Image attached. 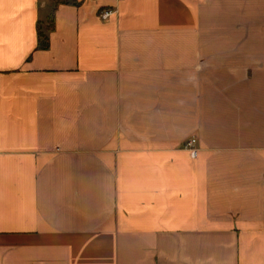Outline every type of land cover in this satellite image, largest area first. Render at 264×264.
<instances>
[{"label": "crops", "instance_id": "obj_1", "mask_svg": "<svg viewBox=\"0 0 264 264\" xmlns=\"http://www.w3.org/2000/svg\"><path fill=\"white\" fill-rule=\"evenodd\" d=\"M0 264H264V0H0Z\"/></svg>", "mask_w": 264, "mask_h": 264}, {"label": "built area", "instance_id": "obj_2", "mask_svg": "<svg viewBox=\"0 0 264 264\" xmlns=\"http://www.w3.org/2000/svg\"><path fill=\"white\" fill-rule=\"evenodd\" d=\"M114 14L113 10H106L100 14V18L102 21H108ZM185 149L190 152L192 158H196L198 154L197 139H190L185 145Z\"/></svg>", "mask_w": 264, "mask_h": 264}, {"label": "trees", "instance_id": "obj_3", "mask_svg": "<svg viewBox=\"0 0 264 264\" xmlns=\"http://www.w3.org/2000/svg\"><path fill=\"white\" fill-rule=\"evenodd\" d=\"M52 25H49L47 30L51 31L52 30ZM41 39H42V43H41V49L42 50H47L49 48V40L48 37L41 34Z\"/></svg>", "mask_w": 264, "mask_h": 264}]
</instances>
